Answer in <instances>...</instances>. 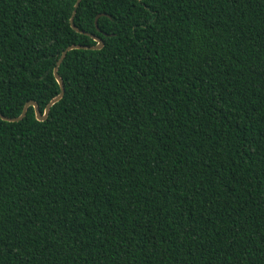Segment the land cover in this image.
I'll list each match as a JSON object with an SVG mask.
<instances>
[{"label":"trees","instance_id":"1","mask_svg":"<svg viewBox=\"0 0 264 264\" xmlns=\"http://www.w3.org/2000/svg\"><path fill=\"white\" fill-rule=\"evenodd\" d=\"M76 1L0 0L6 117L104 43L0 118V264H264V0Z\"/></svg>","mask_w":264,"mask_h":264},{"label":"water","instance_id":"2","mask_svg":"<svg viewBox=\"0 0 264 264\" xmlns=\"http://www.w3.org/2000/svg\"><path fill=\"white\" fill-rule=\"evenodd\" d=\"M80 0H77L76 1V4H75V7L79 4ZM73 15H74V12L70 18V25L71 27L77 31V32H81L83 34H86V35H89L93 38V40L96 42V45L94 46H84V45H78V44H74V45H70L68 46L65 50L62 51L59 59L57 60L56 62V66L54 67L53 69V75L55 77V80L57 81L59 87H60V92L57 94V96H55L54 98H52L45 106L44 108V111L43 113L40 112L39 110V107L37 105L36 102L34 101H28L24 104L23 106V109L21 111V113L19 114V116L17 117H14V118H9V117H6L4 115H2L0 113V118L2 120H5V121H8V122H17V121H20L21 119H23L26 115V112L28 110V108L31 106L33 109H34V113H35V118L38 120V121H44L47 116H48V113H49V110H50V107L56 103L57 101H59L63 95H64V85H63V82H62V79L61 77L58 75V67L59 65L61 64V62L63 61V59L65 58L66 54L68 51L70 50H73V49H101L103 47V41L102 39L100 38H97L89 33H86L84 31H80L79 29H77L74 24H73ZM98 18V16L96 17V19ZM97 26V24H96Z\"/></svg>","mask_w":264,"mask_h":264}]
</instances>
